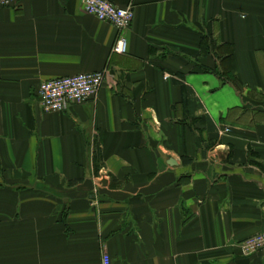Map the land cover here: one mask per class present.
I'll use <instances>...</instances> for the list:
<instances>
[{
  "label": "crops",
  "instance_id": "obj_1",
  "mask_svg": "<svg viewBox=\"0 0 264 264\" xmlns=\"http://www.w3.org/2000/svg\"><path fill=\"white\" fill-rule=\"evenodd\" d=\"M109 1L126 54L82 0L0 5V264H264L240 246L264 231V0ZM104 69L41 110L43 80Z\"/></svg>",
  "mask_w": 264,
  "mask_h": 264
},
{
  "label": "built area",
  "instance_id": "obj_2",
  "mask_svg": "<svg viewBox=\"0 0 264 264\" xmlns=\"http://www.w3.org/2000/svg\"><path fill=\"white\" fill-rule=\"evenodd\" d=\"M20 2L21 0H0V5L15 7ZM82 4L88 13L118 29L119 36L112 50L114 53L126 54L128 40L125 32L134 19V8L131 5L118 6L109 0H82ZM106 75L107 71L104 69L43 80L37 90L38 104L46 113L65 111L72 103H82L97 96ZM240 246L248 256L263 250L264 231L247 237ZM103 264H111V258L106 253L103 255Z\"/></svg>",
  "mask_w": 264,
  "mask_h": 264
},
{
  "label": "trees",
  "instance_id": "obj_3",
  "mask_svg": "<svg viewBox=\"0 0 264 264\" xmlns=\"http://www.w3.org/2000/svg\"><path fill=\"white\" fill-rule=\"evenodd\" d=\"M215 54L221 59V62L225 64V74L228 73L230 71L228 65L232 62L234 56L233 44L227 42L221 45H217L215 48Z\"/></svg>",
  "mask_w": 264,
  "mask_h": 264
}]
</instances>
